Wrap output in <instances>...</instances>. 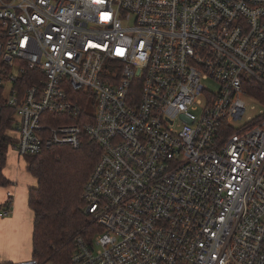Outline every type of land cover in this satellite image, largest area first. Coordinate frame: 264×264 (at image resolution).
Segmentation results:
<instances>
[{
  "label": "built area",
  "instance_id": "obj_1",
  "mask_svg": "<svg viewBox=\"0 0 264 264\" xmlns=\"http://www.w3.org/2000/svg\"><path fill=\"white\" fill-rule=\"evenodd\" d=\"M0 59L19 158L101 149L70 264H264V0H0Z\"/></svg>",
  "mask_w": 264,
  "mask_h": 264
},
{
  "label": "trees",
  "instance_id": "obj_2",
  "mask_svg": "<svg viewBox=\"0 0 264 264\" xmlns=\"http://www.w3.org/2000/svg\"><path fill=\"white\" fill-rule=\"evenodd\" d=\"M23 81L24 89L34 83L30 76ZM248 89L253 97L264 103V87L251 83ZM0 100H4L1 89ZM14 114L8 106L0 112V190L5 192L13 185L5 171L8 155L16 145ZM100 156V147L84 140L77 150L56 147L24 158L27 173L36 181V186L28 189V207L34 216L33 259L70 264L76 239L83 237L89 240L93 234L101 233L102 230L87 213L83 199L84 187Z\"/></svg>",
  "mask_w": 264,
  "mask_h": 264
},
{
  "label": "crops",
  "instance_id": "obj_3",
  "mask_svg": "<svg viewBox=\"0 0 264 264\" xmlns=\"http://www.w3.org/2000/svg\"><path fill=\"white\" fill-rule=\"evenodd\" d=\"M20 159L21 158L18 159L17 164ZM19 171L20 168L16 176H7L5 171L7 178L13 183L12 187H10L8 191H13L14 193L15 208L10 217L0 218V263L11 262L18 264L24 261L22 257L14 256L13 250H22L21 241L22 234H25V228L28 229L26 233H28L30 229L33 233L34 216L32 212L29 214V212L26 211L24 204L21 206L22 196L25 197V206L28 205V189L32 185H26L22 181L25 174H22V172ZM25 180L27 181V179ZM23 189H25L24 194ZM7 192L0 190V208H2L4 202L6 201Z\"/></svg>",
  "mask_w": 264,
  "mask_h": 264
},
{
  "label": "rangeland",
  "instance_id": "obj_4",
  "mask_svg": "<svg viewBox=\"0 0 264 264\" xmlns=\"http://www.w3.org/2000/svg\"><path fill=\"white\" fill-rule=\"evenodd\" d=\"M207 87L214 93L218 91V85L214 81L208 82ZM246 104H247V113H246L245 119L250 116H256L258 115V113H260L263 110L262 106L258 104L254 99L246 98ZM239 123H242V122H239ZM18 159H19V156L16 154L15 150H11L8 155V160H7V167H6L7 176L8 175L16 176L20 168L19 172H22V174H25L24 179L22 181L26 185H32L29 188L36 186V181H34V179L31 176H29L27 171H25L27 169L25 159L21 158L19 160V163L17 164ZM25 179H27V181ZM24 191L25 189H23V194H24ZM25 203H26L25 197L22 196L21 206H23L24 204L26 211L29 212L30 214L31 210L29 209L28 205L25 206ZM27 231L28 229L25 228V232H24L25 234H22V241H21L22 250H13L14 256L22 257L24 261L32 258V231L30 229L29 232L26 233Z\"/></svg>",
  "mask_w": 264,
  "mask_h": 264
}]
</instances>
